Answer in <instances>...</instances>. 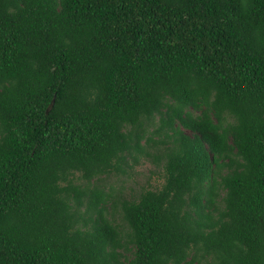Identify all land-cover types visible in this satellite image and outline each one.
<instances>
[{"label":"trees","instance_id":"16d2710c","mask_svg":"<svg viewBox=\"0 0 264 264\" xmlns=\"http://www.w3.org/2000/svg\"><path fill=\"white\" fill-rule=\"evenodd\" d=\"M0 264H264V0H0Z\"/></svg>","mask_w":264,"mask_h":264},{"label":"rangeland","instance_id":"374dc122","mask_svg":"<svg viewBox=\"0 0 264 264\" xmlns=\"http://www.w3.org/2000/svg\"><path fill=\"white\" fill-rule=\"evenodd\" d=\"M150 170H154L151 163L148 160H142L140 164H138L132 171L133 175L126 178V182L124 183L123 193L125 195H129L131 189H136L138 186L145 185L147 186L149 183L152 185H158L161 182V178L159 175L155 173H151ZM99 183L105 184L106 189H108L109 185L114 184L113 178L108 176L106 178L99 179ZM114 185H117L115 183Z\"/></svg>","mask_w":264,"mask_h":264}]
</instances>
